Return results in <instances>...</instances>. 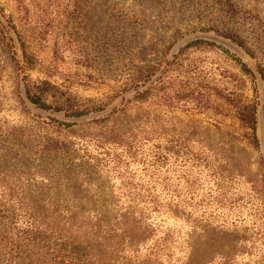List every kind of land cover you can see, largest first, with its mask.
Wrapping results in <instances>:
<instances>
[{
    "label": "rangeland",
    "instance_id": "374dc122",
    "mask_svg": "<svg viewBox=\"0 0 264 264\" xmlns=\"http://www.w3.org/2000/svg\"><path fill=\"white\" fill-rule=\"evenodd\" d=\"M214 30L237 33L254 58ZM195 37L238 57L255 80L220 49L180 54ZM257 64L264 68V0H0V264H89L74 258L70 238L60 247L16 228L1 190L24 193L25 203L101 205L112 221L116 206L138 201L139 188L167 203L165 211L148 210L155 235L140 250L153 254L152 264H183L193 230L201 264H264V82ZM140 74L139 92L157 88L161 74L170 76L168 92H181L166 107L152 92L150 125L160 134L153 130L130 152L93 146L90 132L91 144L75 137L85 133L79 123L132 98L126 88ZM24 82L60 105L69 98L91 106L120 94L76 119L31 105ZM252 105L254 131L236 111ZM51 119L76 123L73 135L58 132ZM50 139L55 150L44 148Z\"/></svg>",
    "mask_w": 264,
    "mask_h": 264
},
{
    "label": "trees",
    "instance_id": "16d2710c",
    "mask_svg": "<svg viewBox=\"0 0 264 264\" xmlns=\"http://www.w3.org/2000/svg\"><path fill=\"white\" fill-rule=\"evenodd\" d=\"M214 31L217 35L229 39L242 47L254 58L252 50L248 48L245 40L237 33L231 30ZM18 39L20 41L19 37ZM184 43V46L179 50L180 54L194 48L220 49L231 56L240 65L241 70L255 80L251 69L222 46L196 37L185 40ZM7 44L9 46V43ZM21 50L28 65H32L33 61L23 49L22 43ZM257 72L264 82V68L259 64H257ZM142 78L143 74L135 76L131 83L127 85L126 89L132 87L134 90L132 98L126 99L124 103L123 97L122 102L114 106L104 116L79 123L78 126L85 130V133L80 132L75 137L87 144H91L90 142L92 141L93 146H96V144H110L130 152L136 144L152 136L153 130L156 135L160 134L161 132H157V129L150 125V116L154 114L152 92H158L157 102L161 107L171 105L173 100L179 101L181 92H168L169 74H161L159 76L157 88L151 86L143 92H139L135 87L138 86V82ZM22 88V94L25 99L36 108L51 112L65 110L67 111L65 112L67 116L76 119L92 112L104 110L120 94L107 96L104 100H101L102 103L95 101L96 104H93V101L89 102L91 106H77L69 98H65L62 105H60L58 102H46L44 97L33 90L30 83L24 82ZM189 95L192 94L189 93ZM257 110L258 108L255 105L236 106L241 124L253 131L255 130ZM261 113H263V108H261ZM51 123H53L58 132L71 135L73 134L69 131L70 128L77 125L74 122L57 121L55 119H51ZM160 129L162 130V128ZM86 132L95 134V137L90 138L92 139L90 142L85 141L88 139ZM82 135L84 139L79 137ZM56 142L51 139L47 140L44 148L55 150L57 148ZM1 193L7 196L13 204V211L16 216H14L12 222H14L16 228H19L23 233L60 244V247H63L66 239L70 238L73 249L72 254L79 261L86 259L89 264H152L151 262L156 261L153 259V254H143L140 248L153 239L155 235L154 228L148 217V210L165 211L167 203L165 200L160 202L158 197L149 189L139 188L137 190L138 201L136 203L116 206V213L112 221L106 219L102 214L101 205L86 204L81 207L76 206L77 208L73 210L68 205L51 206L39 204L38 198L36 202L25 203L21 199L24 193L17 190H1ZM175 211L176 215L180 214L181 207L176 206ZM186 247L188 248V257L183 264H201L199 234L198 232L195 233V230L188 236Z\"/></svg>",
    "mask_w": 264,
    "mask_h": 264
},
{
    "label": "water",
    "instance_id": "95a60500",
    "mask_svg": "<svg viewBox=\"0 0 264 264\" xmlns=\"http://www.w3.org/2000/svg\"><path fill=\"white\" fill-rule=\"evenodd\" d=\"M210 38H214L213 36H209ZM233 47H235V46H233ZM236 48V47H235ZM237 50H238V53H241V54H243V52L240 50V49H238L237 48ZM245 55V54H244ZM246 56V55H245Z\"/></svg>",
    "mask_w": 264,
    "mask_h": 264
}]
</instances>
